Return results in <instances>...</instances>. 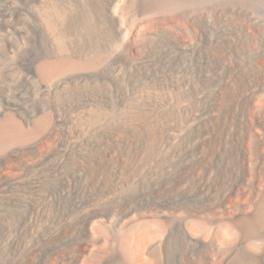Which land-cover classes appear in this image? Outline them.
Segmentation results:
<instances>
[{"label": "bare ground", "instance_id": "1", "mask_svg": "<svg viewBox=\"0 0 264 264\" xmlns=\"http://www.w3.org/2000/svg\"><path fill=\"white\" fill-rule=\"evenodd\" d=\"M233 3L0 0V264H264V37Z\"/></svg>", "mask_w": 264, "mask_h": 264}, {"label": "rangeland", "instance_id": "2", "mask_svg": "<svg viewBox=\"0 0 264 264\" xmlns=\"http://www.w3.org/2000/svg\"><path fill=\"white\" fill-rule=\"evenodd\" d=\"M233 4L238 5L247 13L255 32L264 37V0H234ZM90 263L91 261L87 260L83 264Z\"/></svg>", "mask_w": 264, "mask_h": 264}]
</instances>
